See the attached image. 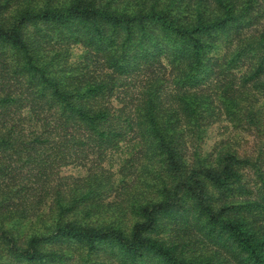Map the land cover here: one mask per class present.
Segmentation results:
<instances>
[{
  "label": "trees",
  "instance_id": "1",
  "mask_svg": "<svg viewBox=\"0 0 264 264\" xmlns=\"http://www.w3.org/2000/svg\"><path fill=\"white\" fill-rule=\"evenodd\" d=\"M0 264H264V0H0Z\"/></svg>",
  "mask_w": 264,
  "mask_h": 264
},
{
  "label": "rangeland",
  "instance_id": "2",
  "mask_svg": "<svg viewBox=\"0 0 264 264\" xmlns=\"http://www.w3.org/2000/svg\"><path fill=\"white\" fill-rule=\"evenodd\" d=\"M79 49L75 48L73 51L72 60L76 58L79 53ZM228 123L226 121L217 122L212 124L207 128L205 134V141L202 144V149L205 153L215 152L220 148H223L228 145H233L234 147H248L245 143V136H248L245 133H236L232 128H228ZM248 138V137H245ZM65 174H76L83 175L85 170L81 167L74 165L65 166L62 170Z\"/></svg>",
  "mask_w": 264,
  "mask_h": 264
}]
</instances>
